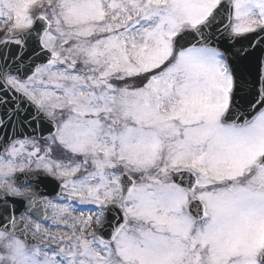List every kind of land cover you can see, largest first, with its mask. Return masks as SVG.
Segmentation results:
<instances>
[{
  "label": "snow or ice",
  "instance_id": "1",
  "mask_svg": "<svg viewBox=\"0 0 264 264\" xmlns=\"http://www.w3.org/2000/svg\"><path fill=\"white\" fill-rule=\"evenodd\" d=\"M0 23V264H264V0Z\"/></svg>",
  "mask_w": 264,
  "mask_h": 264
},
{
  "label": "rangeland",
  "instance_id": "2",
  "mask_svg": "<svg viewBox=\"0 0 264 264\" xmlns=\"http://www.w3.org/2000/svg\"><path fill=\"white\" fill-rule=\"evenodd\" d=\"M6 31L7 27L3 23H0V38L4 37Z\"/></svg>",
  "mask_w": 264,
  "mask_h": 264
}]
</instances>
